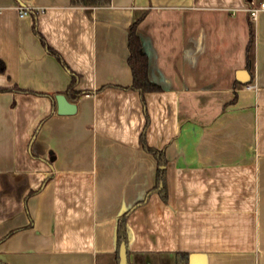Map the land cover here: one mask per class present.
Masks as SVG:
<instances>
[{
  "label": "crops",
  "instance_id": "0c3cea01",
  "mask_svg": "<svg viewBox=\"0 0 264 264\" xmlns=\"http://www.w3.org/2000/svg\"><path fill=\"white\" fill-rule=\"evenodd\" d=\"M260 2L0 0V264H118L125 211L130 263L186 251L188 264H264V9L248 10ZM139 15L159 86L143 94L127 60ZM57 93L73 113L56 112ZM146 114L166 200L150 190Z\"/></svg>",
  "mask_w": 264,
  "mask_h": 264
},
{
  "label": "trees",
  "instance_id": "16d2710c",
  "mask_svg": "<svg viewBox=\"0 0 264 264\" xmlns=\"http://www.w3.org/2000/svg\"><path fill=\"white\" fill-rule=\"evenodd\" d=\"M110 2V0H70V3L72 5H106ZM141 18V15L135 17L133 21L130 23L128 27V37H127V43L129 48V55H128V63L132 71V83L129 87L138 90L141 94H143L145 91L149 90H157L159 86L151 81L148 78L147 74V55L142 49L141 42L139 39V36L136 32V27ZM42 42L45 44V41L43 40L42 36H40ZM253 44V30L252 28L249 31V40L247 43V57L250 56V51ZM47 49L49 52L54 53L56 57L61 61V63L65 64V61L63 60L62 56L57 53L54 49L47 46ZM0 70H3V63L0 62ZM71 80L69 82V85L66 89L67 95L71 99H76L80 94L86 92L83 89H75V85L77 84V74L71 73ZM14 88H18L17 86H14ZM148 122V116L145 115V124L143 127V130L141 131L139 135V141L143 148L147 150L148 152L152 153L153 156L156 159V170H155V181L152 185L150 190H157L159 195L163 200H166L167 197V188L165 184V174H164V165L166 163V158L164 156V153L162 150L157 149L153 146H150L147 144L145 140V128ZM161 183L160 187L159 184ZM127 211L123 212L116 223V244H117V251L118 247L121 241L126 242V214ZM175 264H188V253L186 251H176L175 252Z\"/></svg>",
  "mask_w": 264,
  "mask_h": 264
},
{
  "label": "water",
  "instance_id": "95a60500",
  "mask_svg": "<svg viewBox=\"0 0 264 264\" xmlns=\"http://www.w3.org/2000/svg\"><path fill=\"white\" fill-rule=\"evenodd\" d=\"M242 81H246L245 79ZM56 100V112L59 114H71L75 111L76 105L74 102L69 101L65 94H55ZM118 264H133L127 259L126 245L124 241H121L118 247Z\"/></svg>",
  "mask_w": 264,
  "mask_h": 264
},
{
  "label": "built area",
  "instance_id": "2783aa9c",
  "mask_svg": "<svg viewBox=\"0 0 264 264\" xmlns=\"http://www.w3.org/2000/svg\"><path fill=\"white\" fill-rule=\"evenodd\" d=\"M259 9H264V2H260L257 6H251L248 8V10L252 16H255L256 11ZM18 12H19V15H24L25 13H27V8L25 6L19 5L18 6ZM245 86L247 88H251V87H253V84L247 83Z\"/></svg>",
  "mask_w": 264,
  "mask_h": 264
}]
</instances>
